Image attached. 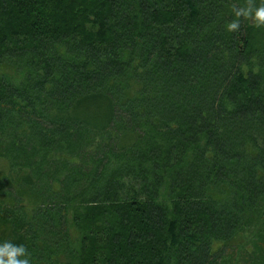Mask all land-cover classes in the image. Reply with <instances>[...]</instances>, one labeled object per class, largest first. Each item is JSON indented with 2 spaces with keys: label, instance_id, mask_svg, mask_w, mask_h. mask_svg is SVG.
<instances>
[{
  "label": "trees",
  "instance_id": "1",
  "mask_svg": "<svg viewBox=\"0 0 264 264\" xmlns=\"http://www.w3.org/2000/svg\"><path fill=\"white\" fill-rule=\"evenodd\" d=\"M248 4L0 0V241L220 264L264 218V27L226 29Z\"/></svg>",
  "mask_w": 264,
  "mask_h": 264
},
{
  "label": "rangeland",
  "instance_id": "2",
  "mask_svg": "<svg viewBox=\"0 0 264 264\" xmlns=\"http://www.w3.org/2000/svg\"><path fill=\"white\" fill-rule=\"evenodd\" d=\"M254 226L240 231L229 242L223 259L218 258L220 264H264V218L257 220Z\"/></svg>",
  "mask_w": 264,
  "mask_h": 264
},
{
  "label": "clouds",
  "instance_id": "3",
  "mask_svg": "<svg viewBox=\"0 0 264 264\" xmlns=\"http://www.w3.org/2000/svg\"><path fill=\"white\" fill-rule=\"evenodd\" d=\"M235 18L226 23L228 32L239 29L240 17H251L257 27H264V0H259L258 5L249 4L240 8H233ZM0 264H32L30 254L23 243L12 240L0 241Z\"/></svg>",
  "mask_w": 264,
  "mask_h": 264
}]
</instances>
